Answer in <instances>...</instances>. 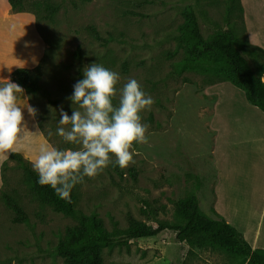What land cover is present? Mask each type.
<instances>
[{"label": "rangeland", "instance_id": "obj_1", "mask_svg": "<svg viewBox=\"0 0 264 264\" xmlns=\"http://www.w3.org/2000/svg\"><path fill=\"white\" fill-rule=\"evenodd\" d=\"M48 2L60 9L53 21L38 22L47 54L40 66L41 91L31 102L51 145L78 147L57 134L60 111L72 115L74 105L68 97L74 84L84 78V68L94 62L120 74L118 89L130 78L136 79L154 99L151 111L141 113L142 123L149 126V143L134 144L135 163L121 168L113 157V164L102 173L85 177L77 185V208L96 213L114 234V246L104 249L103 264H243L241 258L220 249L179 243L171 231L138 240L126 239L122 232L130 217L145 221L152 229L160 221H178L175 204L194 188L196 178L201 183L196 191L200 208L215 218L214 192L223 173L229 179L228 187L245 198L227 194L219 202L220 209L242 222L239 204L250 203L249 220L257 232L251 233V241L257 234L259 247L264 248V162L254 183L248 161V155L259 148L254 139H264V113L231 83L209 85L204 74L177 68L185 56L178 37L186 7L196 11L206 37L236 25L238 35L246 39L240 13H228L231 0ZM89 27L103 39H95ZM113 103L118 105L119 96ZM260 153L261 149L257 155ZM2 191L18 201L28 222L13 221L15 213L1 199ZM75 224V219L56 213L41 201L25 183L22 170L9 162L0 188V264H65L56 247L66 229Z\"/></svg>", "mask_w": 264, "mask_h": 264}, {"label": "trees", "instance_id": "obj_2", "mask_svg": "<svg viewBox=\"0 0 264 264\" xmlns=\"http://www.w3.org/2000/svg\"><path fill=\"white\" fill-rule=\"evenodd\" d=\"M9 4L13 11L34 14L38 22L53 21L60 9L59 6L49 4L48 0H9ZM236 11L240 13L245 31L241 2L231 0L228 13L233 16ZM183 15L185 21L179 28L178 40L185 56L177 64L178 70L200 72L204 74L209 85L229 82L242 90L248 102L264 113V50L250 45L247 38L242 39L236 25L227 30L215 31L206 37L197 13L191 6L183 10ZM89 31L95 39H103L94 27H89ZM76 54L80 55V48ZM10 80L18 83L30 99L41 91L40 67L36 70L16 69ZM9 162L16 163L22 170L25 183L41 201L56 213L75 219L76 224L66 229L64 238L56 247L57 254L63 258L65 264H103L104 249L114 246V234L106 229L96 213L86 214L77 208L78 186L71 193L72 203L66 202L57 196L50 185H41L38 182L39 176L32 163L19 153L10 156L3 163V183ZM131 173L136 178V170H131ZM200 187V180L196 178L194 188L186 197L176 202L175 216L178 221H160L157 228L152 229L145 221L130 217L128 227L122 229L124 237L138 240L155 237L162 231H171L174 232L176 241L187 243L191 248L220 249L226 254L241 258L243 264H264V249H253L245 237L215 210V218L207 216L201 210L196 194ZM1 199L15 213V223L28 222L26 212L13 196L2 191ZM144 215H148L146 210Z\"/></svg>", "mask_w": 264, "mask_h": 264}, {"label": "clouds", "instance_id": "obj_3", "mask_svg": "<svg viewBox=\"0 0 264 264\" xmlns=\"http://www.w3.org/2000/svg\"><path fill=\"white\" fill-rule=\"evenodd\" d=\"M84 78L74 84L72 115L61 109L57 134L76 149H58L48 143L35 146L31 159L41 185H50L57 196L72 203L73 189L95 178L110 164L127 168L135 163L138 153L134 144L149 143V126L142 123L141 113L151 111L154 99L136 80L130 78L122 88H117L121 77L94 62L83 70ZM264 81V78H262ZM24 89L10 79L0 81V162L22 149L34 147L33 132L25 122L24 108L35 119L37 109L19 103ZM119 96V103L114 99ZM80 110H77V107ZM70 126V127H65ZM51 135V133H49Z\"/></svg>", "mask_w": 264, "mask_h": 264}, {"label": "crops", "instance_id": "obj_4", "mask_svg": "<svg viewBox=\"0 0 264 264\" xmlns=\"http://www.w3.org/2000/svg\"><path fill=\"white\" fill-rule=\"evenodd\" d=\"M240 2L244 10L245 36L248 42L250 45L264 50V0H240ZM46 54L47 43L44 36L39 31L38 21L35 15L30 12L13 11L9 4V0H0V81H3V79H10L12 72L19 68L36 70L41 66ZM214 92L222 95L225 94L216 90ZM19 103L22 106L29 104L33 107L31 99L26 91H24V96L20 97ZM24 116L29 130L39 132L34 138L33 148L22 149L17 153L21 154L26 160L31 161L35 155V146L41 143H50L42 132L37 117L33 119L28 114L27 108H24ZM261 140L264 139L262 137L257 140L254 139V141H257L259 148L256 149V153H253L254 155L251 153L248 155L250 158L248 161L251 164V169L249 170L252 173L250 176H252L254 183L257 177H259V171L264 162V141ZM260 149L263 154L260 153L257 155V151ZM4 162L5 161L0 162V188L2 185V165ZM225 176V173H223L222 181L218 182L219 184L214 192L216 206L214 205L213 209L230 225L235 227L245 237L253 249H264L259 247V238L257 234L253 235L251 241V233L257 232L249 220L250 212L253 209L250 208V203L244 202L243 204H239L240 210H242L241 213L243 214L241 218L242 222L234 218L230 212L220 209L219 202L222 198H226L227 194L229 198L235 197L238 199L239 197V192H235L233 188L228 187L227 180L229 181V179L226 180ZM240 197L243 198L244 196L240 194ZM244 218L245 220H243Z\"/></svg>", "mask_w": 264, "mask_h": 264}]
</instances>
